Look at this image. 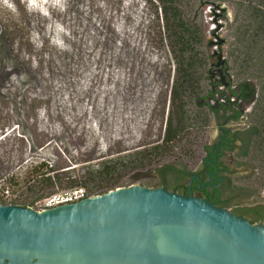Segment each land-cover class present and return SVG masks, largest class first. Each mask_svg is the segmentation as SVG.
Here are the masks:
<instances>
[{
    "label": "rangeland",
    "instance_id": "374dc122",
    "mask_svg": "<svg viewBox=\"0 0 264 264\" xmlns=\"http://www.w3.org/2000/svg\"><path fill=\"white\" fill-rule=\"evenodd\" d=\"M92 1L93 5L107 8V16L115 14L120 4L132 5L137 17L123 21L128 31L138 37L134 43L136 47L123 45L116 36L115 24L104 23L99 42L95 45L97 56L88 62L81 42L69 43L70 49L62 52L50 42L52 33L46 34L45 39L40 38L41 34L33 29V25L37 22L43 25L45 21L39 14H29L21 0H15L16 14L0 7L2 204L7 203L6 190L10 191L14 202L28 205L51 193L70 188L69 180L78 181L77 186L83 185L92 196L105 194L99 192V185L107 183L103 179L104 174H100L105 166L112 169L111 177L107 178L110 184L116 183L112 190L131 186L162 188L164 182L173 188L180 184L176 183L172 173L162 174L164 165L198 171L205 157V146L217 143L223 127L242 131L248 125L246 116L251 107L247 102L244 103L246 114L236 122L222 125L223 120L216 112L211 114L209 124L205 125L200 120L207 113L203 99L210 89L209 79L204 76L205 72L202 73L205 68L200 69L199 91L194 93L193 88L191 93L184 95L194 119L192 126H188L168 153L158 157L155 164L143 159L146 150L150 153L154 146L162 142L179 58L171 53L172 40L163 26L156 0ZM203 1L206 0H180L179 6L185 20L201 29L203 42L195 45L192 54L205 60L208 68L209 55L216 47L209 46L207 30L213 27V17ZM209 1H223L235 17L233 2ZM84 2L87 4L90 0H73L70 13L64 15V12L56 11L55 19H63L66 23L74 21L79 7L91 10ZM93 15L97 20L99 12L94 11ZM96 23L101 25L99 19ZM68 31L70 37L73 34L79 36L74 28ZM33 33L38 34L42 46L37 47L33 43ZM232 35L233 32H228L223 36L226 42L222 46L228 59L232 84L244 85L245 91L255 97L256 82L248 75L238 74ZM89 65L96 71L102 69L105 76L87 78L85 71ZM110 70L114 77L107 78ZM220 88L224 90L223 86ZM218 97L221 102L226 94ZM214 102L211 101V104L216 106ZM235 152H226L223 157L234 172L232 186L222 196L227 203L225 208L243 215L257 226H264V221H260L255 212L264 211V190L258 189L253 193V182L245 178L247 171L235 164ZM88 173L94 175L92 180L81 184ZM54 174L60 175L63 181L49 187L43 178ZM181 184L188 186L189 180Z\"/></svg>",
    "mask_w": 264,
    "mask_h": 264
},
{
    "label": "water",
    "instance_id": "95a60500",
    "mask_svg": "<svg viewBox=\"0 0 264 264\" xmlns=\"http://www.w3.org/2000/svg\"><path fill=\"white\" fill-rule=\"evenodd\" d=\"M0 264H264V226L164 188L44 212L0 202Z\"/></svg>",
    "mask_w": 264,
    "mask_h": 264
},
{
    "label": "trees",
    "instance_id": "16d2710c",
    "mask_svg": "<svg viewBox=\"0 0 264 264\" xmlns=\"http://www.w3.org/2000/svg\"><path fill=\"white\" fill-rule=\"evenodd\" d=\"M83 0H80L82 2ZM162 15V22L165 30L169 32L171 42V53L173 52L175 58L178 57V71L177 77L174 78L173 86L170 93L171 109L167 114V121L164 131V136L162 142L154 146L149 153L148 150L145 151L142 158L149 160V162L156 163L158 157L166 155L169 151L171 145H173L188 129V126H192L191 113L188 110V103L184 100V95L189 94L193 91L194 93L199 91L200 77H198V72L200 69H206V63L203 59H198L197 56L193 55V50L196 44H201L203 42V36L198 27L194 24L185 20L183 17V12L180 9V0H156ZM228 1V0H224ZM233 2L235 9V26L233 29V44L235 45V54H233L234 63L238 66V74L248 75L256 82V96L251 105V109L247 114L248 125L246 129L242 131H234L232 140L240 143L237 147L236 144H232L231 140H227L224 144L223 150L234 153L235 152V164L237 166H242L247 171L245 176L253 182L251 185L253 188V193H256L258 189L264 190V0H229ZM85 3V2H84ZM90 9L84 8V6L76 9V16L73 17L74 21L66 23L63 19H55L56 10L51 11L50 17H42L45 21L43 25L37 22L33 25V29L38 31L41 36L40 38L45 39L46 34L50 32V25L59 22L63 24L67 29L74 28L78 31L79 36L73 34L72 37L66 36V43L81 42L85 60L91 62L97 56L96 43L99 42V35L103 32L101 26L106 23L107 25H114V30L116 31L117 38L122 42V44L130 45L133 48L136 47V41L138 37L133 35L128 31L124 19L133 20L135 16L132 9V5L123 6L120 4L118 10L115 14L111 13L107 16V8L101 7L99 5H93V1L90 0L87 4ZM73 6V0H68V7L64 11V15L70 13V9ZM98 11V19L101 21V25L98 26L96 23L98 21L94 19L93 12ZM243 16V19L241 18ZM140 16L138 15L139 22ZM72 19V18H71ZM69 19V20H71ZM93 30L94 32H90ZM91 41V42H89ZM140 42V36H139ZM135 43V44H134ZM54 48L60 50L56 46ZM177 49V50H175ZM121 51V49H119ZM64 50L62 52H66ZM72 51V50H71ZM71 51H68L69 53ZM178 53V55L176 54ZM99 54V53H98ZM202 70V73L205 72ZM86 77L92 79L94 77L102 78L103 70L98 71L91 68V65L85 71ZM110 76L114 77L112 70L106 75L107 78ZM240 90L243 89L242 85H239ZM25 89V88H24ZM27 91L25 90V93ZM198 94V93H197ZM216 93H212L209 89L205 98L208 99L204 105L207 106V113L200 119L205 125L209 124L211 114L219 110L223 111V116L221 117L225 123L230 121H237L242 116V113L236 109L230 108L232 114H226L228 108L218 109L211 104V101L216 100ZM230 131V130H229ZM231 143V144H229ZM216 146H205V156L207 158H212L215 156L214 150ZM154 153V154H152ZM151 154V155H150ZM212 160H214L212 158ZM225 170H228V166H224ZM111 167L105 166L103 169L104 180L107 181L103 185H99V192L107 193L108 191L114 189L116 183H111L107 178L111 177ZM233 175V171H231ZM166 173H172L175 176L176 183L180 185H175L173 188L164 182L163 185L166 189H172L175 193H182L188 196L190 194L189 186H183L181 183L185 180H189L193 172L187 169H176L169 165H164L162 169V174L165 176ZM92 173H88L85 182L81 184H86L89 180L93 178ZM45 184L49 187H55V185L60 184L63 179L58 174L53 176L47 175L43 178ZM78 181L69 180L68 186H77ZM232 186V177H229L226 181V189ZM101 188V189H100ZM220 205L224 208L227 203L220 199L219 196L216 198ZM258 219L264 221V211H255ZM241 215V214H240ZM243 216V215H242Z\"/></svg>",
    "mask_w": 264,
    "mask_h": 264
},
{
    "label": "flooded vegetation",
    "instance_id": "af4514ba",
    "mask_svg": "<svg viewBox=\"0 0 264 264\" xmlns=\"http://www.w3.org/2000/svg\"><path fill=\"white\" fill-rule=\"evenodd\" d=\"M202 4H204V6L207 5L210 8V12L212 13L213 17V27L211 26L208 28L207 33L210 36L209 46L216 47V49L212 54L209 55V67L205 69L204 73V76L209 79L211 92L216 93L217 95L215 100L216 106H213L218 109H223L224 107L228 108V112L226 114H232V110H230V108H233L240 111L243 116L246 114L244 111V103H250L251 107L254 101V96H252L250 92L245 91L244 87L242 90H240L238 85L232 84L228 59H226L222 48L226 42L223 36L226 33L233 31L235 26V17H232L228 8L224 6L223 1L206 0L203 1ZM191 23L194 24L193 22ZM194 25L199 28L198 25ZM199 30L201 32L200 28ZM218 86L219 88L217 89ZM221 86L224 87V90L220 88ZM223 94H226V98L225 100L222 98V101L220 102L218 96ZM203 100L204 102H208L207 98H204ZM217 114L222 117L224 113L222 110H219ZM232 122L236 121H230L227 123L223 121L222 125H227ZM233 133L234 130L231 128H222L220 138L215 144V156L212 157L214 160L205 156L202 160L201 168L198 171L193 172L188 184L190 193L222 208L224 207L219 204L216 198L219 196V198L222 199V196L226 191V181L229 177H231L232 174L231 168L223 160L224 155L226 152H228L223 150V147L224 144L228 142L227 140H231L232 144H236L238 146V142H234L232 140ZM224 166H228L229 169L225 170ZM162 188L166 189L164 186ZM166 190L171 191L170 189ZM236 215L244 217L240 214Z\"/></svg>",
    "mask_w": 264,
    "mask_h": 264
},
{
    "label": "clouds",
    "instance_id": "9594fccd",
    "mask_svg": "<svg viewBox=\"0 0 264 264\" xmlns=\"http://www.w3.org/2000/svg\"><path fill=\"white\" fill-rule=\"evenodd\" d=\"M21 2L29 14H39L43 17H50L52 10L64 12L68 7V0H21ZM0 7L6 8L13 14L18 12L15 0H0ZM49 30L53 34L50 42L54 46L62 51L70 49V45L65 41V37L70 36V33L63 24L56 22L50 25ZM38 41V34L33 33V43L37 47L42 46V41Z\"/></svg>",
    "mask_w": 264,
    "mask_h": 264
},
{
    "label": "built area",
    "instance_id": "2783aa9c",
    "mask_svg": "<svg viewBox=\"0 0 264 264\" xmlns=\"http://www.w3.org/2000/svg\"><path fill=\"white\" fill-rule=\"evenodd\" d=\"M6 205H16L22 207H29L38 212H44L49 209L58 207L60 205L72 204L84 200L92 196L83 185L70 187L60 192L51 193L41 199H38L28 205H19L11 199L9 190L5 191ZM98 196V195H97Z\"/></svg>",
    "mask_w": 264,
    "mask_h": 264
}]
</instances>
